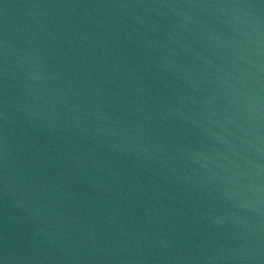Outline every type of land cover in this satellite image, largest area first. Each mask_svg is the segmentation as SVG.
Returning a JSON list of instances; mask_svg holds the SVG:
<instances>
[{"label": "water", "instance_id": "obj_1", "mask_svg": "<svg viewBox=\"0 0 264 264\" xmlns=\"http://www.w3.org/2000/svg\"><path fill=\"white\" fill-rule=\"evenodd\" d=\"M76 264H264V0H40Z\"/></svg>", "mask_w": 264, "mask_h": 264}]
</instances>
